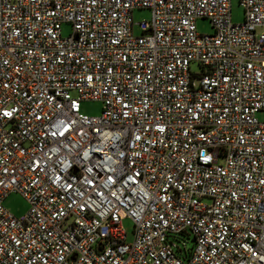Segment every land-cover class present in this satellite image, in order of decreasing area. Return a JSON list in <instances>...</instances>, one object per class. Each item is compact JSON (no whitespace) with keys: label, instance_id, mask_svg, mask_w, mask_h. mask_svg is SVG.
<instances>
[{"label":"built area","instance_id":"1","mask_svg":"<svg viewBox=\"0 0 264 264\" xmlns=\"http://www.w3.org/2000/svg\"><path fill=\"white\" fill-rule=\"evenodd\" d=\"M231 1L0 0V264H264V0Z\"/></svg>","mask_w":264,"mask_h":264},{"label":"rangeland","instance_id":"2","mask_svg":"<svg viewBox=\"0 0 264 264\" xmlns=\"http://www.w3.org/2000/svg\"><path fill=\"white\" fill-rule=\"evenodd\" d=\"M231 14L233 23H242L245 18V8L241 3V0L231 1ZM152 17L151 10L146 8H138L133 11V22H134V34L140 35L141 28L138 25L139 22L146 20L150 21ZM197 29L200 33L211 34L213 33V27L211 22L207 18H201L197 21ZM63 35L69 36L72 32V26L69 23H64L62 27ZM193 72H200V66L197 63L191 64ZM102 103L99 101H83L81 103V111L89 116H97L101 113ZM257 117L260 120L264 119V111L257 113ZM223 162L222 160H220ZM4 206L9 209L16 217H21L28 213L29 203L28 201L18 192L9 194L4 200ZM124 226L128 231L130 238L134 230V223L130 218H124ZM183 250V255L189 252L195 247V239L191 232L173 234L170 238Z\"/></svg>","mask_w":264,"mask_h":264}]
</instances>
